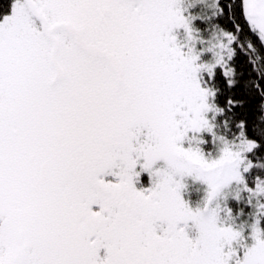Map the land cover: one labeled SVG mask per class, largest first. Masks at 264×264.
Wrapping results in <instances>:
<instances>
[{"label": "snow or ice", "instance_id": "6c2138e0", "mask_svg": "<svg viewBox=\"0 0 264 264\" xmlns=\"http://www.w3.org/2000/svg\"><path fill=\"white\" fill-rule=\"evenodd\" d=\"M0 264H264V0H0Z\"/></svg>", "mask_w": 264, "mask_h": 264}, {"label": "trees", "instance_id": "16d2710c", "mask_svg": "<svg viewBox=\"0 0 264 264\" xmlns=\"http://www.w3.org/2000/svg\"><path fill=\"white\" fill-rule=\"evenodd\" d=\"M193 190H195V187L193 185H189V193L188 195H191L193 198H195L196 196V191L194 192Z\"/></svg>", "mask_w": 264, "mask_h": 264}, {"label": "flooded vegetation", "instance_id": "af4514ba", "mask_svg": "<svg viewBox=\"0 0 264 264\" xmlns=\"http://www.w3.org/2000/svg\"><path fill=\"white\" fill-rule=\"evenodd\" d=\"M141 177H144V178H141V180H142V184H146V183H147V177H146V175H145V174H142ZM142 184H138L137 186H138V187H139V186H142Z\"/></svg>", "mask_w": 264, "mask_h": 264}, {"label": "rangeland", "instance_id": "374dc122", "mask_svg": "<svg viewBox=\"0 0 264 264\" xmlns=\"http://www.w3.org/2000/svg\"><path fill=\"white\" fill-rule=\"evenodd\" d=\"M146 175V174H145ZM146 177H147V175H146ZM107 178V177H106ZM141 178H144V177H141ZM190 185H193L194 187H195V190H196V185L195 184H190ZM195 190H193L194 192H195ZM196 193V192H195ZM95 207V206H94Z\"/></svg>", "mask_w": 264, "mask_h": 264}]
</instances>
